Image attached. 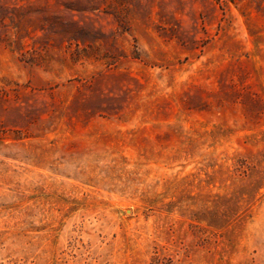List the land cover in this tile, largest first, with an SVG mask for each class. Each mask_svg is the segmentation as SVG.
I'll return each instance as SVG.
<instances>
[{"label":"rangeland","instance_id":"rangeland-1","mask_svg":"<svg viewBox=\"0 0 264 264\" xmlns=\"http://www.w3.org/2000/svg\"><path fill=\"white\" fill-rule=\"evenodd\" d=\"M0 264H264V0H0Z\"/></svg>","mask_w":264,"mask_h":264}]
</instances>
